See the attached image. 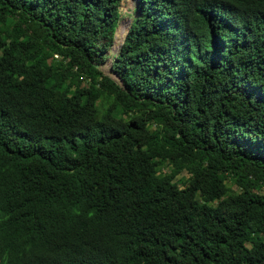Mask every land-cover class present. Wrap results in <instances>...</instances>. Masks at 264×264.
Here are the masks:
<instances>
[{
  "label": "trees",
  "instance_id": "obj_1",
  "mask_svg": "<svg viewBox=\"0 0 264 264\" xmlns=\"http://www.w3.org/2000/svg\"><path fill=\"white\" fill-rule=\"evenodd\" d=\"M122 2L0 0V264H264V0H138L116 80Z\"/></svg>",
  "mask_w": 264,
  "mask_h": 264
},
{
  "label": "rangeland",
  "instance_id": "obj_2",
  "mask_svg": "<svg viewBox=\"0 0 264 264\" xmlns=\"http://www.w3.org/2000/svg\"><path fill=\"white\" fill-rule=\"evenodd\" d=\"M138 5V0H123L122 4H121V20L119 23V27L116 33V40L114 43V46L111 50V54L109 52V54L111 55V57L109 58V60L106 62V64L103 66L102 71L105 75L112 77L113 79H116V76L114 75V73L111 70V64H112V56L114 54H117L119 49L121 48L124 39L129 31L130 25L132 23V18L134 16V13L136 11ZM125 25L126 28V32L124 34H118V31L120 29L121 26ZM87 84V83H85ZM155 128H152V130L154 131ZM170 168L166 167L162 170L161 173H166V172H170ZM185 176L184 180H186V178L188 177L187 175H183ZM183 176H178L177 180L181 179ZM233 189L236 191H239V188L235 185H233Z\"/></svg>",
  "mask_w": 264,
  "mask_h": 264
},
{
  "label": "water",
  "instance_id": "obj_3",
  "mask_svg": "<svg viewBox=\"0 0 264 264\" xmlns=\"http://www.w3.org/2000/svg\"><path fill=\"white\" fill-rule=\"evenodd\" d=\"M118 30V29H117ZM98 68V65L96 66Z\"/></svg>",
  "mask_w": 264,
  "mask_h": 264
},
{
  "label": "clouds",
  "instance_id": "obj_4",
  "mask_svg": "<svg viewBox=\"0 0 264 264\" xmlns=\"http://www.w3.org/2000/svg\"><path fill=\"white\" fill-rule=\"evenodd\" d=\"M129 32V31H128ZM128 34V33H127Z\"/></svg>",
  "mask_w": 264,
  "mask_h": 264
}]
</instances>
